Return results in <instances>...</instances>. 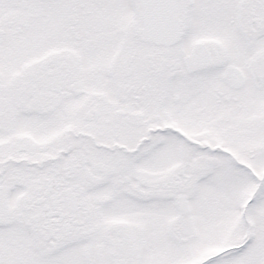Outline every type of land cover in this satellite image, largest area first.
Wrapping results in <instances>:
<instances>
[{
	"label": "snow or ice",
	"instance_id": "snow-or-ice-1",
	"mask_svg": "<svg viewBox=\"0 0 264 264\" xmlns=\"http://www.w3.org/2000/svg\"><path fill=\"white\" fill-rule=\"evenodd\" d=\"M0 264H264V0H0Z\"/></svg>",
	"mask_w": 264,
	"mask_h": 264
}]
</instances>
